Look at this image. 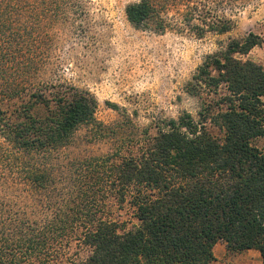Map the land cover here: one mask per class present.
<instances>
[{
	"label": "trees",
	"instance_id": "trees-1",
	"mask_svg": "<svg viewBox=\"0 0 264 264\" xmlns=\"http://www.w3.org/2000/svg\"><path fill=\"white\" fill-rule=\"evenodd\" d=\"M253 1L138 0L125 16L201 37L230 31ZM63 2L0 0V264H211L218 241L264 264V68L235 58L261 37L205 57L187 84L197 120L184 113L124 153L63 161L79 129L103 128L91 94L39 76Z\"/></svg>",
	"mask_w": 264,
	"mask_h": 264
},
{
	"label": "rangeland",
	"instance_id": "rangeland-1",
	"mask_svg": "<svg viewBox=\"0 0 264 264\" xmlns=\"http://www.w3.org/2000/svg\"><path fill=\"white\" fill-rule=\"evenodd\" d=\"M138 0H64L58 19L46 26V66L39 76L49 84L65 82L87 91L97 102L99 135L79 129L63 161L100 156L127 146L166 119L188 113L197 120L201 99L190 95L187 84L206 56L223 50L249 33L262 39L245 55L264 68V0H254L236 12L230 31L198 37L189 30L156 33L135 28L126 19L125 7ZM175 13H169L168 18ZM123 218L130 212L124 206Z\"/></svg>",
	"mask_w": 264,
	"mask_h": 264
},
{
	"label": "crops",
	"instance_id": "crops-1",
	"mask_svg": "<svg viewBox=\"0 0 264 264\" xmlns=\"http://www.w3.org/2000/svg\"><path fill=\"white\" fill-rule=\"evenodd\" d=\"M214 261L211 264H262V259L257 251L231 252L227 250L222 241L213 247Z\"/></svg>",
	"mask_w": 264,
	"mask_h": 264
}]
</instances>
